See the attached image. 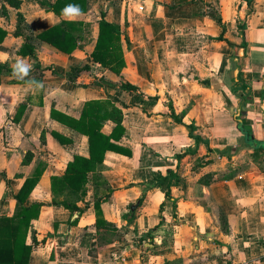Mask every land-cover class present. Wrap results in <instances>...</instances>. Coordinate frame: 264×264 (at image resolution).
I'll return each instance as SVG.
<instances>
[{"label":"crops","instance_id":"0c3cea01","mask_svg":"<svg viewBox=\"0 0 264 264\" xmlns=\"http://www.w3.org/2000/svg\"><path fill=\"white\" fill-rule=\"evenodd\" d=\"M49 1H0V216L44 167L25 202L44 203L28 264H264V167L237 125L264 135V0H87L85 12L62 15ZM101 12L122 32L120 75L91 59ZM62 20L90 23L71 53L36 36ZM24 41L37 59L18 53ZM92 99L120 112L117 144L130 151L107 150L97 170L109 188L98 226L92 173L81 211L54 205L50 185L75 154L89 155L87 136L50 111L78 118ZM114 126L109 118L102 131Z\"/></svg>","mask_w":264,"mask_h":264},{"label":"trees","instance_id":"16d2710c","mask_svg":"<svg viewBox=\"0 0 264 264\" xmlns=\"http://www.w3.org/2000/svg\"><path fill=\"white\" fill-rule=\"evenodd\" d=\"M9 6L19 8L21 0H3ZM250 5L252 0H246ZM49 11L57 15L68 12H85L87 10V0H52L48 3L42 2ZM3 12L6 13L4 3L1 4ZM67 10V11H66ZM21 18V14L17 13V19ZM98 33L96 41L91 51V59L95 63H99L102 67L120 75L121 70L125 66V60L122 51L121 38L122 32L120 27L108 21L104 12L100 13L97 21ZM17 23V29L19 27ZM90 34V23L83 20H62L55 23L36 34L41 39L57 48L64 53H71L80 46V40L84 38V33ZM18 34V31L16 32ZM7 31L0 25V42L3 41ZM222 35L219 36L221 38ZM245 47V42L242 43ZM21 55H30L36 58L34 45L24 41L18 49ZM85 64L81 69H88ZM4 66L0 64V73ZM121 88L131 91L138 87L131 83H120ZM25 105H20L14 119L18 120L21 116ZM176 121L182 122L178 115L171 113ZM52 118L62 122L63 124L81 132L87 136L89 155L75 154L71 160L67 162L65 171L61 175H52L50 177L52 203L54 205H62L71 211H81L77 205L79 200H83L87 193V183L89 182V174L92 173V181L95 188L101 187L103 194L98 195L93 202L96 216V225H107L103 219L101 211V203L108 197L109 188L106 186V179L97 172L101 166L105 152L107 150L116 151L123 154H130V151L123 148L117 141L124 133V127L121 124V114L114 109V105L109 99H92L85 102L83 110L78 118L68 114L51 109ZM112 118L115 126L109 134L102 131L104 121ZM239 130L242 132L243 143L245 146H251L254 149L264 150V139L254 138L253 131L249 125L240 121L237 123ZM193 135V125H189ZM43 164H39L35 170L28 175L18 191L14 194L15 205L10 215L0 216V264H28L29 255L38 241L32 235L31 242H28V234L32 221L37 219L42 202H33L26 204V199L36 186L42 172ZM170 176H176L173 171L167 173ZM170 183V182H169ZM168 183V185H169ZM155 184L150 183L149 185ZM168 193V192H167ZM141 200V199H140Z\"/></svg>","mask_w":264,"mask_h":264},{"label":"rangeland","instance_id":"374dc122","mask_svg":"<svg viewBox=\"0 0 264 264\" xmlns=\"http://www.w3.org/2000/svg\"><path fill=\"white\" fill-rule=\"evenodd\" d=\"M0 1H2V0H0ZM33 1H41V0H33ZM0 11H1V9H0ZM18 21L20 23L21 19H19ZM253 136H254V138L259 139V140L264 139V135L262 134V132L261 133L256 132V134H253ZM240 144L243 145L244 143L240 141ZM247 147L251 148V153L246 154L251 159V161H253L254 163L264 167V158H263L264 157L263 156L264 150L263 149H254L251 146H247ZM260 151H261V154L259 153ZM236 171H237V169L234 170V172H236ZM227 173H229V172H227Z\"/></svg>","mask_w":264,"mask_h":264},{"label":"built area","instance_id":"2783aa9c","mask_svg":"<svg viewBox=\"0 0 264 264\" xmlns=\"http://www.w3.org/2000/svg\"><path fill=\"white\" fill-rule=\"evenodd\" d=\"M223 264H226V263H223Z\"/></svg>","mask_w":264,"mask_h":264},{"label":"clouds","instance_id":"9594fccd","mask_svg":"<svg viewBox=\"0 0 264 264\" xmlns=\"http://www.w3.org/2000/svg\"><path fill=\"white\" fill-rule=\"evenodd\" d=\"M67 11V10H66Z\"/></svg>","mask_w":264,"mask_h":264}]
</instances>
